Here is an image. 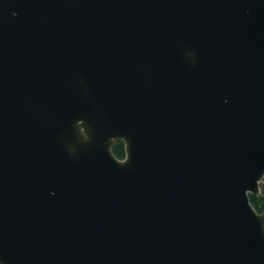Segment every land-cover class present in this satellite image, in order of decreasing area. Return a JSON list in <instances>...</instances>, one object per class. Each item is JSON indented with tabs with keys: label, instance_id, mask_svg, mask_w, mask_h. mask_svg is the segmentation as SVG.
<instances>
[{
	"label": "water",
	"instance_id": "1",
	"mask_svg": "<svg viewBox=\"0 0 264 264\" xmlns=\"http://www.w3.org/2000/svg\"><path fill=\"white\" fill-rule=\"evenodd\" d=\"M263 178L264 0H0V264H264Z\"/></svg>",
	"mask_w": 264,
	"mask_h": 264
},
{
	"label": "trees",
	"instance_id": "2",
	"mask_svg": "<svg viewBox=\"0 0 264 264\" xmlns=\"http://www.w3.org/2000/svg\"><path fill=\"white\" fill-rule=\"evenodd\" d=\"M114 154L119 158H124L126 155L125 142L123 139H118L112 146ZM261 193L259 199L250 195L251 203L259 213H264V178L261 181Z\"/></svg>",
	"mask_w": 264,
	"mask_h": 264
}]
</instances>
